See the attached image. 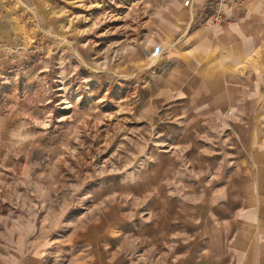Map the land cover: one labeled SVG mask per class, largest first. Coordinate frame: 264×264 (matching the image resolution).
I'll list each match as a JSON object with an SVG mask.
<instances>
[{"label":"crops","instance_id":"0c3cea01","mask_svg":"<svg viewBox=\"0 0 264 264\" xmlns=\"http://www.w3.org/2000/svg\"><path fill=\"white\" fill-rule=\"evenodd\" d=\"M163 1L167 5L156 18L132 19L137 42L117 66L95 75L102 85L119 89L118 124L129 120V114L141 127L132 133L147 131L149 144L154 136L187 145L200 122L240 120L243 127L236 128L243 151L237 153L247 158L240 165L256 167L260 174L255 179L229 177L230 187L212 192L180 189L173 196L164 193L165 180L156 171L148 178L149 188L156 184L161 193L149 203L148 221L128 222L129 215L118 207L84 213L69 207L1 209L0 264H128L126 239L163 247L181 233L186 237L178 240L171 256L154 264H264V0L230 2L226 20L218 26L212 19L215 0H191L188 6L186 0ZM13 52L7 54L10 68L16 66ZM42 100L13 95L0 111V167L12 170L17 159L23 177L33 165L37 176H46V167L62 162L52 158V150L67 149L82 117L102 120L101 111L75 109L55 126L58 138L50 137L41 126ZM95 127L101 135L108 133L103 124L95 122ZM152 155L151 167H165ZM235 180L244 187L232 188ZM111 181L99 182L102 197L109 194ZM134 182L130 188L137 193L142 185Z\"/></svg>","mask_w":264,"mask_h":264},{"label":"rangeland","instance_id":"374dc122","mask_svg":"<svg viewBox=\"0 0 264 264\" xmlns=\"http://www.w3.org/2000/svg\"><path fill=\"white\" fill-rule=\"evenodd\" d=\"M166 5L163 0H0V111H5L13 95L43 98L40 103L46 109L41 126L50 137L59 135L55 126L65 119L64 114L85 107L102 112L99 122L82 120L84 117L78 121L67 149L56 146L52 150V158L62 162L46 167V176H37L33 165L23 177L17 159L12 170L0 167V210L44 206L76 208L84 213L118 207L129 215L128 222L148 221L149 203L161 193L156 184L149 188L148 178L156 171L165 180L164 193L173 196L180 189L181 193H195L204 187L212 192L218 186L230 187L226 183L229 177L250 175L255 179L260 174L256 167L240 165L247 159L244 153H237L241 134L236 126L243 127L240 120L200 122L199 132L188 137L187 145L161 142L154 136L149 144L147 131L132 133L141 127L129 114V120L118 124L122 122L116 114L119 89L102 85L95 75L117 66L125 50L137 42V24L132 19H154ZM11 51L17 57L16 66L10 68L7 54ZM32 67L39 69L31 71ZM95 122L103 124L108 133L101 135ZM152 153L167 163L165 167L150 166ZM104 178L114 183L102 197L98 188ZM132 180L142 185L137 193L130 188ZM235 182L232 188L244 187L242 181ZM256 186L253 184L254 190ZM3 222L0 231L5 229ZM185 237L175 235L163 247L150 246L145 239H126L123 254L128 264L161 263Z\"/></svg>","mask_w":264,"mask_h":264},{"label":"built area","instance_id":"2783aa9c","mask_svg":"<svg viewBox=\"0 0 264 264\" xmlns=\"http://www.w3.org/2000/svg\"><path fill=\"white\" fill-rule=\"evenodd\" d=\"M230 2H234L237 5H242L243 0H215L213 5L212 19L216 26L220 25L226 20V13L229 9ZM189 3H191V0H186L184 5L188 6Z\"/></svg>","mask_w":264,"mask_h":264}]
</instances>
